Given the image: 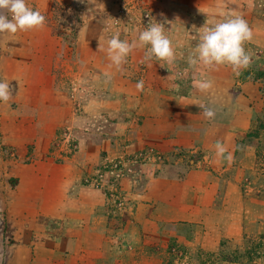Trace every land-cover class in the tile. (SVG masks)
I'll return each mask as SVG.
<instances>
[{"label": "rangeland", "instance_id": "rangeland-1", "mask_svg": "<svg viewBox=\"0 0 264 264\" xmlns=\"http://www.w3.org/2000/svg\"><path fill=\"white\" fill-rule=\"evenodd\" d=\"M26 3L47 23L0 35V80L15 91L0 102L1 225L36 220L70 167L92 192L68 197L97 201L79 214H97L105 233L82 251L91 264H264V0ZM226 17L253 31L249 67L190 66L198 30ZM151 20L165 25L175 62L145 61L137 47L118 70L107 40L119 30L138 41ZM194 78L212 88L199 91ZM24 91L44 105L43 124L15 114ZM53 97L67 104L55 119ZM217 142L231 162L216 155Z\"/></svg>", "mask_w": 264, "mask_h": 264}, {"label": "clouds", "instance_id": "clouds-1", "mask_svg": "<svg viewBox=\"0 0 264 264\" xmlns=\"http://www.w3.org/2000/svg\"><path fill=\"white\" fill-rule=\"evenodd\" d=\"M47 23L46 16L39 10H34L26 0H0V35L16 36L21 32L41 31ZM195 28V27H194ZM253 31L241 17H226L211 27L206 24L197 32L198 43L189 55L188 63L197 68L218 70L220 67H230L239 74L251 63V54L245 44L252 41ZM137 47L146 48L145 61H156L172 65L176 60V53L172 40L165 34V25L151 20L146 28L139 33L138 41L131 43L127 39L121 40L119 30L113 32L107 40L106 54L111 64L122 70L129 55ZM99 50H104L99 42ZM138 90H143L144 82H137ZM193 87L205 92L212 88V81L208 79H193ZM13 99V90L6 80H0V102L8 104ZM204 115L214 119L215 113L205 108ZM216 155L225 157L226 147L217 142ZM229 162L232 156L225 157Z\"/></svg>", "mask_w": 264, "mask_h": 264}, {"label": "crops", "instance_id": "crops-1", "mask_svg": "<svg viewBox=\"0 0 264 264\" xmlns=\"http://www.w3.org/2000/svg\"><path fill=\"white\" fill-rule=\"evenodd\" d=\"M44 1L55 3L61 0ZM18 98L22 99V104H19L15 114L22 115L27 121H36V125L43 124L40 110L44 105L38 102L40 99L26 92ZM48 106L49 109H53L54 119L58 117V114L62 115L67 108V104L62 103L58 98L55 100L54 97L49 99ZM88 145L93 147V143ZM62 170H60L62 180L53 181V186L49 187L48 193L55 194V196L48 197L47 201L46 196L44 197L41 201L40 215L36 220H25L23 222L26 225L10 226L8 230L5 222L3 225L0 223V239H6L8 243L0 249V264H86V262L91 264L87 260L89 257L84 256L82 251L87 249L96 237L99 241L102 240L103 237L100 234L105 233L100 231L101 223L96 219L97 214L81 217L79 213L81 208L85 210L87 205H96L97 201H86L83 204L69 198L68 195L74 192L81 195L92 191H87L84 186H76L78 177L76 170V173L70 167ZM47 189H45V194ZM57 192L59 197H57ZM21 226L28 229L24 235L20 234Z\"/></svg>", "mask_w": 264, "mask_h": 264}]
</instances>
